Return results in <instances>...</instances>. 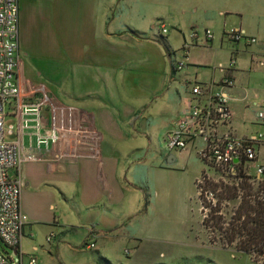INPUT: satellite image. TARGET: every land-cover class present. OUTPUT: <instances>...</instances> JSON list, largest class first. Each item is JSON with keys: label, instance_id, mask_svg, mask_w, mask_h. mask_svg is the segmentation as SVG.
I'll use <instances>...</instances> for the list:
<instances>
[{"label": "crops", "instance_id": "obj_1", "mask_svg": "<svg viewBox=\"0 0 264 264\" xmlns=\"http://www.w3.org/2000/svg\"><path fill=\"white\" fill-rule=\"evenodd\" d=\"M19 4L22 91L27 98L42 94L53 98L46 123L62 136L60 161L30 163L22 170L21 206L29 224L21 246L12 250L20 264H28L31 257L38 264H167L164 261L177 251L156 254L164 224L171 227L174 244L171 237L180 225L192 236L191 243H183L182 257L195 248H209L202 242L195 202V181L204 170L181 187L172 183L171 175L183 172L177 166L184 153L149 152L151 111L156 101L174 106L167 133L189 110L192 88L224 76L218 67L204 69L209 68L205 64L209 55L196 50L226 46L231 53L233 44L225 32L236 27L258 43L235 47L239 66L232 73L234 128L238 135L256 132V111L250 101L264 99V88L252 85L257 66L264 67V0H20ZM163 27L168 28L167 35L162 34ZM192 27L211 29L215 39L209 46L194 47L186 68L177 71L180 56L171 34L182 36V48ZM149 188H155L156 198L169 207L153 202ZM150 241L154 242L148 245ZM91 243L95 249L86 248ZM126 250L131 254L127 256ZM2 252L10 255L7 249ZM68 252L73 261L66 259ZM112 253H117L116 259Z\"/></svg>", "mask_w": 264, "mask_h": 264}, {"label": "built area", "instance_id": "obj_2", "mask_svg": "<svg viewBox=\"0 0 264 264\" xmlns=\"http://www.w3.org/2000/svg\"><path fill=\"white\" fill-rule=\"evenodd\" d=\"M19 2L0 0V242L9 250L21 246L29 224L21 206L23 167L62 158V136L45 117L53 98L48 94L27 98L22 91ZM168 32L167 27L162 28L163 35ZM225 36L234 47L258 43L241 28L230 29ZM214 39L211 29L192 27L181 48L183 61L176 63V70L186 68L194 47L209 46ZM237 65L233 55L228 67H219L224 73L221 80L192 88L189 110L165 134L164 142L170 154L194 149L207 167L195 181V202L208 243L231 252L234 260L237 254L250 250L251 263L264 264L260 247L247 244L256 223L264 219V99L253 105L258 130L238 135L231 95L236 88L232 73ZM54 237L50 235L47 241ZM86 248L95 249L96 244ZM125 254L130 255V250ZM0 264H11L10 255L1 250ZM28 264L38 261L31 257Z\"/></svg>", "mask_w": 264, "mask_h": 264}, {"label": "rangeland", "instance_id": "obj_3", "mask_svg": "<svg viewBox=\"0 0 264 264\" xmlns=\"http://www.w3.org/2000/svg\"><path fill=\"white\" fill-rule=\"evenodd\" d=\"M186 27L187 26L185 22L183 28L185 29ZM198 28L200 29V31L207 29V28H200V27ZM233 28H236V27H231L228 30L233 29ZM188 30L190 31L189 28ZM171 36H172L173 46L177 48L176 52H178V55L180 56L179 59L183 61V58H182L183 54L181 51H179L181 48V43H182L181 41L182 36L181 35L179 36L175 32H173ZM232 46L233 47H232L231 53L229 49L227 50L228 47L226 46L224 47V49H220L219 47L217 48L213 47L214 50H212L211 47H205V48H201L202 50H196L195 53L202 54L204 52L205 54L209 55V58H207V61H205L206 62L205 64H208L209 68H204V69L212 71L215 69V67L216 68L218 67V70H219L220 65H222L220 63H223L225 65L224 67H228L233 55H235L237 48H235L234 45ZM164 53L166 55V59L164 58V62L166 61V64L169 65V58L167 56L168 55L167 51L164 50ZM236 59H238V55ZM237 66H239V62ZM254 74L255 75L252 80L253 88H264V67L257 66L256 70L254 71ZM255 102H257V99H253V101H250L252 105H254ZM173 111H175V108L168 101H165V100L156 101L154 103L153 109L151 111V115L154 119V122H153L154 127L152 131L153 139L151 141L146 140V144H147V147L150 153H156V152L166 150L164 136L166 133L165 131L167 129V124L170 122V119L173 116ZM11 122H14V121H11ZM158 135H161L160 139H156ZM140 142L141 144L143 143V141H140ZM178 153L179 152H175L174 154H178ZM183 153H184V156L180 158L179 164L177 166V168L183 172L172 174L170 178L173 184L180 186V187L186 184V181H188V177L190 178L194 174H199L202 170H207L206 165L199 160L194 149H188L187 151H184ZM157 161L158 160L156 159L154 162L157 163ZM160 193L164 194L165 191L161 189ZM149 194L151 195L150 199L151 200L153 199V202L157 201V203L163 204L162 205L163 207H169L168 205L164 204L165 201L162 198L160 197L156 198V196L158 197V195H156L155 188H149ZM57 212L58 213L61 212L59 208ZM163 221L168 223L167 219H163ZM170 229L171 227L165 226L164 224V226L161 229V235H158V238L156 240V241H159L157 242V247H158L157 253H156L157 255L160 250L168 251V250L174 249L177 251L172 259L167 258V260L164 261V262H167V264H252L251 260L246 256L237 254V259L234 260L232 258L231 252L213 248L212 247L213 245L211 243H208L209 236L206 234L205 229L203 230L202 242L206 247H209V248H205V249L195 248L194 253L188 252L187 253L188 257H182L184 254V251L186 250L185 249L186 246L183 243L184 242L187 243V241L191 243L192 241L190 240L192 239L191 238L192 236L189 234V232L187 233L185 229L180 225L178 233H176L173 237H171L177 243V244H174V242H170V236H169ZM72 239H75L76 241H78L79 237L73 236ZM151 242H154V241L148 242V245H150ZM0 250L1 251L6 250V248L1 244V242H0ZM7 251L11 255V257L14 259V261L11 262V264L21 263L20 258L16 255L14 251L9 250V249H7ZM90 255H88V257H91ZM152 255H154V253ZM111 256L116 259L117 253H114V254L112 253ZM66 259L68 261H73L75 257H73V255L71 257V254L68 252L66 254Z\"/></svg>", "mask_w": 264, "mask_h": 264}, {"label": "trees", "instance_id": "obj_4", "mask_svg": "<svg viewBox=\"0 0 264 264\" xmlns=\"http://www.w3.org/2000/svg\"><path fill=\"white\" fill-rule=\"evenodd\" d=\"M247 244L260 247L258 250L259 254L264 255V219H261L256 223L250 241ZM251 254L252 252L250 250H245L242 255L249 258Z\"/></svg>", "mask_w": 264, "mask_h": 264}]
</instances>
